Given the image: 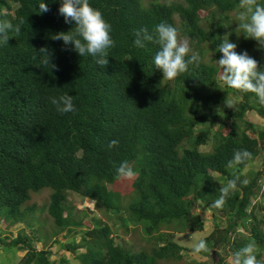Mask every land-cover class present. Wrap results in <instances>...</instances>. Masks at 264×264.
I'll return each instance as SVG.
<instances>
[{
    "label": "trees",
    "instance_id": "obj_1",
    "mask_svg": "<svg viewBox=\"0 0 264 264\" xmlns=\"http://www.w3.org/2000/svg\"><path fill=\"white\" fill-rule=\"evenodd\" d=\"M89 2L112 26L116 46L109 50L107 65L93 56L80 57L71 45L54 39L75 29L59 12L62 0H44L48 11L43 13L39 0H0V23L20 26L19 33H8V43H0V221L24 222L36 208L27 205L31 194L49 188L44 210L53 223L52 236H64L74 226H85L67 212L68 195L76 193L94 200L108 219L115 215L126 231L129 221L141 223L145 235L164 243L135 250L106 221L93 218L81 241L66 245L73 264H161L179 261L185 250L162 227L201 232L205 224L198 210L203 208L216 214L205 240L217 256L219 249L231 248L235 264V252L251 243L264 264L262 220L254 210L248 212L264 173H243L264 150V129L246 114L255 112L264 120V104L252 92L222 85L216 62L222 56L217 46L227 36L238 53L247 51L264 70V45L246 39L234 19L242 0ZM255 3L264 5V0ZM161 22L176 27L178 37L191 45L189 55L200 58L170 84L153 64L159 45L146 42L137 48L133 43L136 31H151ZM210 51L214 54L208 58ZM65 92L73 96L75 112L61 114L52 105L51 97ZM228 93L240 101L220 116L217 107L226 103ZM208 143L211 149L203 150ZM244 149L251 158L229 166L234 152ZM124 161L135 173L127 202L109 188L124 178L116 171ZM230 180L235 188L222 207H214ZM239 225L248 236L237 233ZM35 241H40L37 230L0 236L4 247L25 251L18 264H69L51 260L52 250L38 249ZM223 261L220 257L218 264Z\"/></svg>",
    "mask_w": 264,
    "mask_h": 264
},
{
    "label": "clouds",
    "instance_id": "obj_2",
    "mask_svg": "<svg viewBox=\"0 0 264 264\" xmlns=\"http://www.w3.org/2000/svg\"><path fill=\"white\" fill-rule=\"evenodd\" d=\"M40 13L48 11L44 0L37 4ZM241 11L237 16L238 26L246 39H253L259 46L264 45V5L255 3V0H242ZM59 12L63 15L65 23H74V31L57 33L54 39L62 40L65 46L71 45L80 57L93 56L101 65L109 63V50L113 49L115 41L112 38V26L106 21L101 11L94 8L89 0H62ZM21 23H23L21 21ZM15 31L19 33L20 26L10 22L0 23V43H8V33ZM146 42H155L159 50L153 58V64L159 69L163 78L173 80L179 75L188 71L189 64L198 63L199 56L189 53L192 49L189 42L178 37V29L170 24L161 22L151 31L142 28L135 32L134 45L137 48H144ZM218 52L222 53L221 58L216 62L220 68V78L229 88L254 93L259 102L264 104V70L258 68V62L247 51L238 53L237 45L229 41L227 36L218 44ZM46 49L40 52L44 56L43 63L49 64V56ZM51 103L61 113L75 112L73 96L65 92L58 96L51 97ZM231 107V102L227 105ZM113 141L112 144H116ZM251 158V153L244 150L234 152L233 159L229 166L240 164ZM117 174L122 177H132L135 173L127 161L121 162L117 168ZM262 178V177H261ZM260 191L264 188L260 179ZM233 180L228 186L221 190V195L213 203L216 208L222 207L230 190L235 188ZM260 193V192H259ZM208 245L205 239L194 242L195 253L206 252ZM235 264H259L255 255L254 245L249 243L235 252Z\"/></svg>",
    "mask_w": 264,
    "mask_h": 264
},
{
    "label": "rangeland",
    "instance_id": "obj_3",
    "mask_svg": "<svg viewBox=\"0 0 264 264\" xmlns=\"http://www.w3.org/2000/svg\"><path fill=\"white\" fill-rule=\"evenodd\" d=\"M172 1V0H170ZM243 11L241 8L237 13L233 15H237ZM236 25H238L237 17H234ZM178 20V18H177ZM179 39L187 40V38L180 35ZM189 42V41H188ZM191 48V45L189 43ZM192 49V48H191ZM214 54L213 51H210L207 55L208 58L212 57ZM167 83H171L172 80L166 79ZM224 85L223 82H221ZM240 99L238 96L233 95L231 93L227 94L226 103L217 107L219 111V115L222 116V110L229 102H231V107L235 108L239 103ZM246 119L253 121L256 126L260 129H264V120L262 117L258 116L255 112H247ZM203 150H210L211 143L205 144L202 146ZM262 171L264 173V150L261 154L250 164L248 165L243 173L245 175H249V173H253L256 171ZM217 176V175H215ZM261 183L264 184V174L261 176ZM132 177H124L119 180V183L116 186L109 185V188H115L120 191L123 195V201L127 202L130 197H132V186H131ZM260 181V180H259ZM219 185H222V181H218ZM257 193L256 198L251 200V204L248 207V212L253 211L258 216L259 219L262 220V224L260 228L264 233V194L262 191ZM51 193V189L44 188L39 192H33L31 194V199L27 202L28 206L35 205L34 211H28L26 215V220L24 222H20L17 224H7L4 220L0 221V236L5 239V237L10 234V237H15L21 229H24L26 233L32 234V230H37L38 235L40 237V241H35L34 245L38 249L42 248H50L52 250V255H50L51 260L59 261L61 259H65L69 261V264L75 263V259L70 251L66 249V245L71 243V241L75 240V242L79 243L81 241V237L86 229V225H93V218H97L103 221H106L113 229L114 234L119 236L121 241H123L126 245L135 248V250L145 249L150 250L153 246L157 244H163V241L157 242L154 238H149L143 232V225L141 223H134L132 221L128 222V231H126L123 226H120V221L115 218V215L108 219L97 207L94 200L82 197L76 193H69L68 195V205L69 210L67 211L70 215L71 219L74 221H81L85 226L81 227H72L74 232L65 233L64 236H52L53 233V223L50 217L47 215L46 210H44V206L48 203L49 195ZM255 208V209H253ZM199 217L203 220L205 227L201 232L190 233V232H180L177 230L176 225L163 226L161 231L164 233H173L174 240L182 245L185 250L182 251V258L179 261H163L161 264H218L219 258L222 257L224 259L222 264H234L231 259V248H221L218 250L219 256H217L216 250L213 247L208 246V250L206 252L195 253L193 251L194 242L199 239H205L207 235L211 233L213 230V223L215 221L216 214L211 210L207 209H199L198 210ZM32 221V223H30ZM249 227V223H247ZM240 232V233H239ZM237 233L240 235H249L247 229L242 227L241 225L237 228ZM235 233V237L237 235ZM46 243V245H44ZM84 251V249H79L77 252ZM264 256V248L261 250ZM25 255L24 250L18 249H8L0 244V264H18L22 257ZM68 264V263H65Z\"/></svg>",
    "mask_w": 264,
    "mask_h": 264
}]
</instances>
